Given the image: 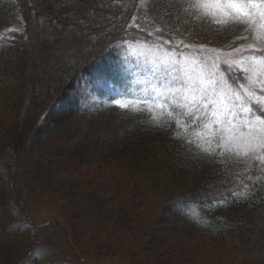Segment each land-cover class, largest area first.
Segmentation results:
<instances>
[{"label": "rangeland", "instance_id": "1", "mask_svg": "<svg viewBox=\"0 0 264 264\" xmlns=\"http://www.w3.org/2000/svg\"><path fill=\"white\" fill-rule=\"evenodd\" d=\"M13 1L19 4L17 14L10 20L9 28L0 29V44L7 38L18 36L21 42L35 40L37 45H41L40 51L50 46L43 56V62L49 65L46 71L50 70V74L58 73L63 67L69 69V59L86 56L87 50L94 53L99 47L97 36L103 31L99 28L100 15L92 19L90 13L86 16L87 20H80L81 26L72 27L70 22L77 17L59 14L55 25L48 26L28 11L25 0ZM94 1L108 3L114 0ZM190 2L171 0V14L164 19L156 16L157 11L148 12L142 0H126L121 9L110 13L122 14V17L130 14L134 21L130 35L115 31L104 35L105 40L111 38V33L115 34L116 40L122 37L118 41L123 42L119 55L124 71L131 75L128 80L130 92L124 94L109 82L79 77L69 97L78 106V117H75L79 120L78 124L74 123L75 120L61 126L56 124L55 120L64 116L63 104L60 95H55L58 90L50 88L51 84L45 86L36 82L33 86L31 81L28 83L23 78L22 96L16 109H10L4 99H0V135L5 137L15 123L18 124L17 132L21 133L29 117L48 103L42 101L38 104L37 100L57 97L50 101L53 109L47 118V126L35 136L31 153L23 161L24 211L21 212L12 189L6 191L11 175L2 173L6 178L0 189V200L9 204L10 211L8 219L3 221L5 231H0V264H12L24 256L30 243L35 245V252L26 264H180L176 258L178 248L172 250L171 244L173 239L181 237L178 228L182 229L187 223L178 222L181 220L169 213L168 221H178L172 224L166 222L167 213L159 207L160 204L166 206L167 200L163 203L160 198L156 208H151L155 202H150V199L156 191L147 190V179L137 173L128 177L122 171L118 172L116 167L119 162L115 155L101 159L103 147L117 142V137L128 141L141 132L154 134L157 130L168 129L169 134L161 130L163 137L154 135L150 138L148 149L151 154L164 157V147L170 145L168 139L173 137L174 146L188 150L191 143L197 153L222 165L231 163L233 172L227 184L235 194L249 193L253 185L264 182V153L257 149L255 153L245 155L243 147L227 148L221 139L230 135L229 131H225L229 127L226 119H231L236 130L241 131L240 126L246 119L242 102H246L248 107L252 103L259 108L264 107L255 99H264L260 83L264 81V75H253L251 70L245 72L249 63L247 60L244 64L236 63L249 56L264 58V41L258 40L254 31L237 24L231 16L215 10H209V14L205 15L203 11L191 8ZM125 38L130 40L125 41ZM49 40L50 43L44 45ZM139 43H147V46ZM176 55L184 67L177 68L168 60ZM10 62H13L12 57ZM189 78L206 89L205 95L211 103L200 93L189 91L186 83ZM9 84L14 83L0 76V86ZM250 87H253L255 97L248 100L245 92ZM221 90L223 92H219ZM236 94L241 100H236ZM117 100L125 102L127 107L120 108ZM229 109L236 113L235 117L226 115ZM213 110L217 113L216 117L212 115ZM91 139L97 142V146L87 152L83 158L85 162L80 165L76 161L77 156H73L72 148L86 147ZM1 141L0 151L3 152L11 141L8 137ZM132 190L134 199L143 202L133 207L138 217L130 214ZM177 203H170L174 208L172 210L185 214L189 212ZM120 204L125 206L123 218L116 210ZM139 212H144L145 216L139 215ZM199 213L189 216L199 222ZM28 223L33 226L51 225L47 230H36ZM53 225L57 228L55 232L51 228ZM60 227L69 231L72 240L74 238L76 255L69 249L70 238L65 237ZM211 240H208L209 245L217 253L200 258V262L220 261L223 254L231 249L229 245L225 248L228 241Z\"/></svg>", "mask_w": 264, "mask_h": 264}, {"label": "trees", "instance_id": "2", "mask_svg": "<svg viewBox=\"0 0 264 264\" xmlns=\"http://www.w3.org/2000/svg\"><path fill=\"white\" fill-rule=\"evenodd\" d=\"M25 1L27 2L28 11L32 12L33 16L41 18L42 22L48 26L55 25L59 14L64 17L68 15L76 16V20L70 22L69 26L72 27L81 26L80 20H87L86 16L90 13L91 16L93 15L92 19H96V15H100L98 17V20H101L99 28L103 31L97 36L99 47L95 49L94 53L87 50L86 56H77L75 59H69L71 61L69 69L68 67H63L58 73L55 71V74H50V70L46 71L49 65L43 62L44 53L49 51L50 46L45 51H40L41 45H37L35 40H29L24 37L26 40L21 42V38L17 36L10 40V43L0 47V76L3 79L8 78L9 82L14 83L13 85L0 86V99H4L10 109H16L19 105L22 96V80L25 78L28 83L31 81L30 84L33 86L36 82L39 85L45 84V86L51 84L50 88L58 90L55 95H60L59 98H62L64 116L55 120L57 125L68 124L70 121L73 123L74 120V123L78 124L79 120L75 119V117H78V108L73 101L68 100V94L71 92L72 86L80 73H93L94 70L100 72L104 62L111 57V55L105 54L102 56L103 54H100L99 56L97 54L98 52L101 53L107 46L108 42L104 39V35L114 31V27L120 21L122 14L110 13L120 9L117 5L120 4L121 0L113 1L114 3L112 1L108 3L95 2L94 0ZM142 2L143 7L148 12L157 11L156 16L162 19L171 14L169 11L171 0H142ZM17 5L19 4L13 0H0V29L8 26L10 20L16 16ZM20 7L22 6L20 5ZM102 15H109V17H103ZM49 43L50 41H45L44 45ZM96 52L97 54H95ZM48 54L50 53L48 52ZM10 57H12L13 62H10ZM98 63H100V66L95 68ZM44 68H46L44 70L45 73L43 72ZM55 95L50 100H48L49 97H44L36 101L38 104L42 101L48 103L36 114L29 117L25 123V129L20 131L21 133L17 132L18 124L15 123L8 134H6L7 136L5 137H8L11 142L4 147L3 152L0 151V170H2L0 172V189L3 188L5 184L4 178H6L2 173L11 175L10 178L13 175L14 185L16 182H21L24 186L23 174H21L24 168L23 161L31 153L35 136L39 135L43 128L47 126V118L51 114L52 109L40 124L37 123L39 114L51 104L50 101L57 99ZM161 130L163 129L157 130L154 134H151L150 131L141 132L135 139L128 141L117 137V142H113L111 145L106 144L105 148L103 147L101 152L103 158L101 159L105 160L115 155L114 157L119 162L116 167L118 172L121 173L122 171L128 177L137 173L143 179H147V190L156 191V194L153 195L154 197L150 199V202H155L151 208H156L160 198L163 203L164 200H167L166 206L163 207L160 204L159 207L163 208L167 213L164 219L166 222L172 224L174 221H178L176 219L168 221L170 219L168 215L170 214L172 217L181 220L178 222L187 223L182 229L178 228L181 237L173 239V244H171V246L173 245L172 250L176 251L175 249L178 248L179 253L176 258L180 260L179 263L264 264V182L259 181L256 185H253L249 193L235 194L230 191V185L227 184L233 172L231 163L222 165L215 159L197 153L191 145H188V150L183 148L185 151L181 149V146L175 145V147L173 144L175 138L170 135L171 138L168 139L170 145L164 147L165 156L161 158L157 153L151 154V150L148 149L151 142L150 138H153L154 135H160L162 133ZM163 131L169 134L168 130ZM5 137L0 135V145L3 144L1 140L5 139ZM96 144L97 142L91 139L86 146H89L88 149L86 147L72 148L74 150L72 151L73 156H77L76 159L78 160L76 161L78 164L81 165L85 162L83 158L90 149L96 148ZM248 182L251 183V181ZM7 183H9L8 180ZM8 190L9 184L6 188V191ZM135 196L137 197V195ZM136 199L138 198L134 199V191L132 190L129 201L132 207L130 214L138 217V213L135 210L133 212V207H138L143 202L140 199L136 201ZM134 201H136L135 206ZM172 201L178 202L177 204L181 209L189 211L188 215L180 211L177 212L176 209L172 210L173 207L170 205ZM94 203L91 202V204ZM124 207L123 204H120L116 208L122 218L126 214ZM9 211V204L2 203L0 200V231L3 233L6 226L3 221L8 219ZM198 211L200 212L199 219H201L199 222L189 216ZM144 212H139V215L145 216ZM51 228H54V232L57 231L56 226ZM61 229L64 231L65 237L70 238V242L73 244L75 240L74 238L72 240L69 231L64 228ZM211 239L223 243L228 241L225 244V248L231 246V249L223 254L220 261L217 260L210 263L204 260L200 262V258L217 253L209 245L208 240ZM158 242L161 243L163 240ZM71 243L69 249L76 255L73 249L74 244L72 245ZM132 253L136 254L137 252L132 251Z\"/></svg>", "mask_w": 264, "mask_h": 264}, {"label": "snow or ice", "instance_id": "3", "mask_svg": "<svg viewBox=\"0 0 264 264\" xmlns=\"http://www.w3.org/2000/svg\"><path fill=\"white\" fill-rule=\"evenodd\" d=\"M191 8L197 11H203L205 15L209 14V10L222 12L226 16H231L233 20L240 25H244L249 31L256 33V38L264 41V0H215V2H208V0H191ZM247 60L248 67L244 69L245 72L251 70L253 75H264V58L258 59L256 56H249L236 61L238 65L244 64ZM189 91L193 93H200L202 98L211 103V99L205 95L206 89L199 86V84L189 78L186 81ZM202 83V82H201ZM261 90L264 91V81H261ZM248 100L255 97L253 87H250L245 92ZM195 99V97H193ZM257 104L264 105V99L255 97ZM236 100H241L239 94H236ZM116 104L120 108H126L127 104L121 100H117ZM234 107V105H233ZM241 108L246 114V119L241 124V131H237L231 119H226L225 123L229 125L225 131H229L230 135L225 138L221 137L225 142L227 148L236 146L243 147L245 155L248 152L255 153L257 149L264 153V107L257 108L255 111L246 106V102L241 103ZM213 117L217 116L215 110L212 112ZM235 117L236 113L229 109L226 114Z\"/></svg>", "mask_w": 264, "mask_h": 264}]
</instances>
